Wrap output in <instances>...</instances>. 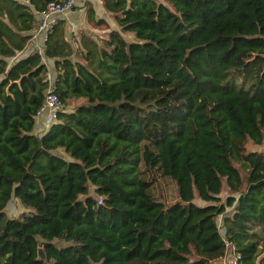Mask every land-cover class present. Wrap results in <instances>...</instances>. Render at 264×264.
<instances>
[{
  "label": "trees",
  "instance_id": "1",
  "mask_svg": "<svg viewBox=\"0 0 264 264\" xmlns=\"http://www.w3.org/2000/svg\"><path fill=\"white\" fill-rule=\"evenodd\" d=\"M47 1L0 0V264H264V0H100L116 28L18 55ZM42 56L80 101L36 134Z\"/></svg>",
  "mask_w": 264,
  "mask_h": 264
},
{
  "label": "rangeland",
  "instance_id": "2",
  "mask_svg": "<svg viewBox=\"0 0 264 264\" xmlns=\"http://www.w3.org/2000/svg\"><path fill=\"white\" fill-rule=\"evenodd\" d=\"M87 1H89V4H87L86 7H84V9H82V10H79V7L73 6L72 10L74 12L71 15V19L75 23L73 26H71L67 22H65V19H64V23L62 24L63 33H65L66 36L71 37L70 40H72L74 37L73 35H75L73 33L86 32V33H97L96 35H98L100 33H105V31H107V29H109V27L110 28L111 27L116 28V26H117L115 21L113 20V18L110 16V14L108 12L103 11L102 14L96 12V10L94 8V3L91 0H87ZM89 6H91L94 10L95 19H99V18L102 19L101 23L97 24V23H95V21L93 19L90 18V16L88 15L89 14V10H88ZM70 33H71V35H70ZM124 35H125L127 40H130L132 38L131 33H125ZM79 101H80L79 99H73V98L66 99V101L63 102L64 108L69 109L73 106V104L78 103ZM255 145H253V143L251 141H248L246 143L247 150H253L252 147ZM259 147H261V149L264 150L263 145H259ZM57 152L59 153L58 150H57ZM153 185H154V190L157 193H160L166 201H171V200H174L177 198L176 184L170 178L165 177V176H160V177H158L156 184L154 182ZM90 191L93 193V190L91 188H90ZM196 201L199 202V199L197 197H196ZM22 209H24L23 205L16 198H14L12 196L7 201V203L4 207L5 213L9 216L17 215V213L19 211H21ZM219 220H220V217H219ZM220 223L221 222L219 221V224ZM55 241L60 242L59 240H55ZM230 252H231V250L228 251V253H230ZM230 258H231V255H230ZM46 264H51V263L48 262Z\"/></svg>",
  "mask_w": 264,
  "mask_h": 264
},
{
  "label": "built area",
  "instance_id": "3",
  "mask_svg": "<svg viewBox=\"0 0 264 264\" xmlns=\"http://www.w3.org/2000/svg\"><path fill=\"white\" fill-rule=\"evenodd\" d=\"M74 0H49L46 2L45 6L36 12L37 24L31 33V38L39 40L44 43L47 31L52 28V26L58 21L60 15L66 12L72 7ZM35 42V41H34ZM40 43L35 42V50L41 46ZM18 54V52H17ZM48 77V86L45 89L43 99L36 109L34 116L35 119L41 118L44 127H47L51 122L57 118V112L64 108L62 100L52 89V78ZM236 255L231 258V264L237 263ZM225 263V262H224Z\"/></svg>",
  "mask_w": 264,
  "mask_h": 264
},
{
  "label": "crops",
  "instance_id": "4",
  "mask_svg": "<svg viewBox=\"0 0 264 264\" xmlns=\"http://www.w3.org/2000/svg\"><path fill=\"white\" fill-rule=\"evenodd\" d=\"M85 1L87 0H74V6L76 7H79V10H82L84 9V7H82V5H84L83 3H85ZM93 3H94V8L96 10V12L102 14L103 11L107 12L101 5V1L100 0H91ZM96 5V6H95ZM86 7V5H85ZM73 8V7H72ZM72 8L68 9L66 12H64L63 14L60 15V18L59 19H65V22H67L69 25L73 26L75 23L74 21H72L71 19V15L73 14V10ZM75 35H73V39L70 40L71 37L69 36H66L65 34V39L70 43L72 49H76V48H79L81 47L80 45V41H79V35L81 33H73ZM86 34H89L91 37L93 38H96L97 36H100V34L96 35L97 33H86ZM71 35V33H70ZM36 43H40L41 46H39L37 49L39 52L42 51V46L44 43H42L40 40H39V37L37 36L36 39H32L31 36L29 37L28 41L24 44L23 48L20 50V51H17L18 52V55L21 54V53H29V52H32L35 50V42ZM39 44V45H40ZM74 54H71V56H73ZM42 61L46 64L47 68H48V73H49V76H53L54 75V69H53V58L52 57H44L42 56ZM44 125L42 123V120L41 118H38L36 121H35V125L33 126V129H32V132L33 133H36V134H40L44 131ZM255 145V144H253ZM260 145H263L264 147V142ZM253 149H258V150H262L261 147H259V145H255L252 147ZM227 256L225 257V259L227 261H229L233 256L234 254L233 253H228L226 254ZM230 255H231V258H230Z\"/></svg>",
  "mask_w": 264,
  "mask_h": 264
},
{
  "label": "water",
  "instance_id": "5",
  "mask_svg": "<svg viewBox=\"0 0 264 264\" xmlns=\"http://www.w3.org/2000/svg\"><path fill=\"white\" fill-rule=\"evenodd\" d=\"M39 254H40V257H43V253H42L41 249H39Z\"/></svg>",
  "mask_w": 264,
  "mask_h": 264
}]
</instances>
